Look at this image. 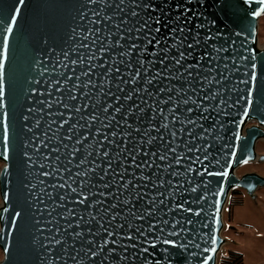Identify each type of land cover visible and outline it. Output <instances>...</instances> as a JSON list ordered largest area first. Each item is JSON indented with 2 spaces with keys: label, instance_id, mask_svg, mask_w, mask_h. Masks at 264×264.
<instances>
[{
  "label": "water",
  "instance_id": "obj_1",
  "mask_svg": "<svg viewBox=\"0 0 264 264\" xmlns=\"http://www.w3.org/2000/svg\"><path fill=\"white\" fill-rule=\"evenodd\" d=\"M115 2L118 3L119 0H107L108 4ZM151 2L153 8L157 9L152 14L163 17L160 25L161 32L157 35L168 36L170 44L173 41L170 38L169 29L174 25L169 24L168 28L163 27L162 25L167 21L180 18L181 26L185 27L189 37L199 33L201 44L192 50L187 63H199L202 75L208 77L207 80L196 78L198 83L193 84L196 88L195 93L187 89V84L195 76L185 81L172 80L169 84L165 74L159 82H153L150 87L157 91L160 87H173L171 93L163 92L154 97L157 103L167 99L169 95L173 97V100H180L183 96L184 99L191 97L192 100L203 101L201 109H195L191 102L188 105L181 103L178 109H175L172 102L160 104V107L164 109L163 115L167 116L169 123V129L162 128L160 134L167 141L170 139L168 131L175 124L176 143L180 144L177 151L184 152L183 141L189 140L187 132L193 126L184 125L185 131L181 140L180 124L168 115V109L174 108L179 113L180 119L187 116L198 118L204 106H209L210 115L203 113L206 119H197V123L203 124L208 132L204 133L203 140L192 141V144L200 146L201 151L186 153V158L182 159L180 164H174L172 169L165 167L172 158L171 154H169V160L156 159L155 163L161 165L159 176L165 181V184L159 188L164 195L156 196L157 189L151 187V181L146 182L148 189L145 191L156 196L157 201L163 199L165 202L156 212L154 223L157 231L152 232L148 229L147 220H136L135 223L142 225L147 232L144 237H140L135 233V229H131L130 234L133 238L123 240L127 250L120 246L118 238L117 245L108 244L95 258L87 257L81 251L79 259L83 261V264H101V262L103 264H205V261L207 264H218L219 254L225 243L222 235L223 213L232 191L243 188L254 198L256 190L264 187V176L259 173H246L242 176L237 174L238 168L244 164L264 161V154L260 155L257 151L258 142L264 139V43L262 45L259 43V22L264 15V11H261L264 9V3L260 0H151ZM130 4L131 0H126V10ZM92 10L98 13L97 17H93ZM112 11L113 9L105 4V0H97L96 4H89L88 0H23V3H20V0H0V20L3 21L0 23V55L3 54L5 36L8 37L7 58L4 60L3 69L7 107H0V161L3 163L0 169V249L3 252L0 264H65V261L66 264H73V261L61 251L60 245L49 241L53 235L57 238L64 236L63 231L56 232L57 227L61 229L67 227L62 215L65 209L58 205L66 204L68 208H75L77 212H81L83 207L74 205L70 198L65 201L60 200V196L64 195L67 189L54 190L51 187L54 183L67 181L69 173H60L64 177L63 180H60L59 175H44L45 172L51 171L49 165L61 168L65 166L66 150L60 146L59 153L49 155L51 148L58 145V141H51L47 148L40 143L45 132L52 136L56 128V125H52V131H49L48 123L53 119L58 120L57 117L48 116L47 113L65 111L67 115V110L59 105L45 108L39 101L54 100L61 94L64 97L68 95L69 84L76 82L75 75H79L86 66L71 65L68 60H65L62 51L74 49L82 38L80 33L83 31L84 35H88L89 28H101L103 31L96 33L97 36L104 35L108 30L114 32V25L110 21H104L102 24L90 23L95 19L102 20L106 13L111 15ZM114 19L118 21L119 17ZM104 24L108 27L105 28ZM8 27H12L11 33H6L5 30ZM73 29L76 30L75 35ZM189 29L190 32H188ZM91 39L92 37L89 36V41L86 43H89ZM114 39L115 36L105 37L104 42ZM188 42L191 40L189 39ZM214 49H222V51L217 52ZM154 50L152 45L148 47L149 53ZM116 51H122V49L106 52L93 63L100 64L110 62V58H118ZM205 52L211 53V56L216 58L211 65L197 59ZM79 53L84 54L86 50L79 49ZM77 54L76 51H70L69 58L75 59ZM171 54L177 53L173 51ZM97 55L99 56V53ZM132 55L136 56L138 53L133 52ZM144 59L149 60L153 57L146 54ZM61 62L68 64V68L61 67ZM171 63V61H165V66ZM252 63L257 65L255 70L251 68ZM54 64L57 66L56 71L52 68ZM162 67L157 62L149 69L148 74L151 75ZM210 67L214 71H207ZM44 68L48 71L44 72ZM73 68H75V75L71 71ZM121 71H124L123 67ZM253 71L257 75L255 82L250 79ZM60 72L64 75L60 76ZM93 72L102 73V70L94 68ZM171 72L176 75L175 67L171 68ZM185 76H187L186 73ZM57 79L60 80V84L53 86L52 81ZM66 79L69 80L68 84L64 83ZM86 79L87 77L80 76V82ZM92 79L96 84L94 89L92 85H89L87 89L80 88L75 93L81 101L85 99L81 96V92H89L92 97L89 108L84 110L86 115L92 111L91 103L100 101V104H103L105 101L104 95L100 92L102 75L93 76ZM103 87L107 89L108 85L104 84ZM180 87H184L186 92L178 95L177 89ZM57 88L62 90L61 93L56 91ZM32 89L36 90L32 91ZM49 90L52 93L50 97ZM250 92L251 96H249ZM205 95L209 96L208 100H203ZM213 96L215 99H212ZM145 99L148 98L145 97ZM107 100L110 103L112 98L109 97ZM221 100L225 103H220ZM121 103L124 102L121 101ZM148 103H152V100H148ZM100 104H97V107H100ZM186 107H192L194 112L184 111ZM41 108L44 109L43 112L40 111ZM4 111L8 113L6 122L9 138L7 141L4 140ZM152 112L153 109H147V115L150 116ZM116 116L120 119L119 114ZM77 119L78 117L74 115L72 123H75ZM37 122H39L38 127ZM160 122L159 117L154 121L157 127ZM80 123L83 124L84 121ZM105 123L108 121L105 120ZM129 123L134 122L129 119ZM135 126L137 125L134 124ZM67 127L68 125H65L64 129ZM95 127L99 125L96 124ZM95 127L91 130V134L88 129H80V136L84 139L80 145H76L82 152L84 150L92 152V155L88 157L89 160L97 156L94 141L99 139L107 148V143L102 139V133H96ZM142 127L147 128L148 125L145 123ZM64 129L60 132L61 138L68 134ZM112 130H118L115 124L111 129H107V131ZM195 132L201 133L202 129L196 128ZM151 135H158L155 129L151 131ZM80 136H74L73 139H78ZM118 139L122 140V137ZM144 139L147 140V137ZM65 143H69L70 150L72 144L68 141ZM5 145L7 152H5ZM89 145L92 147L89 148ZM131 147L130 143L129 148ZM144 147L149 152L156 151L159 147V139L152 145ZM205 153L208 155L207 160L204 159ZM57 155L60 156V161L55 160ZM195 156L200 157L199 162L195 160ZM139 160L138 156L137 161ZM78 162L79 155L73 157L72 165H67L72 169V174L80 170L74 167V164ZM100 162L97 160L98 164ZM128 163L130 164V161ZM188 164L193 167V171L185 174V165ZM89 166L81 165V169ZM176 169H179V175L169 174ZM144 171L146 175H151L156 171L155 164L151 169ZM223 172H227L228 175L208 174ZM131 173L132 168L129 167V176L126 179L130 178ZM135 174L139 176L140 170L137 169ZM156 178L153 177L154 180ZM168 181L172 182L171 185L167 183ZM72 187H76V184H72ZM193 188L196 189L195 192L191 191ZM109 190L112 191L114 188ZM50 195L52 199L49 198ZM120 198L123 199V195ZM181 198L185 202V207H192L194 211L183 212L182 216L176 211L168 213L167 207H172L173 201L180 203ZM109 202H112L111 198ZM50 212L51 215H49ZM121 215L126 216L127 212L122 211ZM75 219L76 217L71 218L72 221ZM188 219L192 220L191 224L186 223ZM163 220H168V225L160 223ZM176 220L180 223L175 226L177 234L172 235ZM119 222L118 218L114 223ZM159 229H163V232ZM64 238L68 244H71L69 237L64 236ZM96 239L99 241L100 237ZM165 240H171L174 243H164ZM75 247L82 246L77 242ZM113 247L115 251H109ZM58 257H65V259Z\"/></svg>",
  "mask_w": 264,
  "mask_h": 264
},
{
  "label": "snow or ice",
  "instance_id": "obj_2",
  "mask_svg": "<svg viewBox=\"0 0 264 264\" xmlns=\"http://www.w3.org/2000/svg\"><path fill=\"white\" fill-rule=\"evenodd\" d=\"M264 3V0H260ZM23 3V0H20ZM89 4H96L97 0H88ZM107 7L112 8V14H105L103 19H95L90 21L92 24H102L104 21H110L114 25L115 31L108 30L104 35L97 36L96 33L102 32L103 30L99 27L89 28L87 30L88 35H84L83 31L80 33L81 39L74 49L70 51H76L78 54L75 59H70V51H62L65 60H68L71 65H85V69L81 71L79 75H75V68L71 69L75 75V83L69 84L67 88L68 95L64 97L62 94L57 96L54 100H41L39 103L43 104L45 108H52L53 105H59L62 109L67 110V115L65 111L48 112V116H55L57 119L51 120L47 127L49 131H52V125H56L53 135L49 136L45 132L43 139L40 141L45 148L49 146L51 141H58L56 147L51 148V153H59L60 146H62L65 151V166L61 168L60 166L52 167L50 172H45L46 176H58L60 180L64 177L60 175L62 172L69 173L68 180L64 183H54L51 187L55 190L56 188L67 189L64 195L60 196L61 201L71 199L74 205H80L83 207L81 212H77L75 208H68L66 204L58 205L60 208L65 209L64 216L67 227L61 229L56 228V232L60 233L63 231L64 236L71 239V244H68L64 236L57 238L56 235L52 236L50 243L61 246V251H63L66 256L73 261V264H83V261L79 259L81 251L84 255L90 258L97 257L98 253L103 252L108 244L117 245V239H120V246L127 250V245L123 244V240H131L133 237L130 234L131 229H135V233L140 237H144L147 232L143 229L142 225H137L136 220H147L148 229L152 232L157 231V226L154 223L156 220V212L165 202L163 199L157 201L156 196H163L164 193L159 191V188L165 184V181L160 178L159 170L161 165L156 164V159L160 161L169 160V154H171V160L165 166L166 169H172L174 164H180L182 159L186 158V153L200 152L201 148L199 145L192 144L193 140H203L204 133L208 132L207 128H204L203 124L197 123V119L204 120L206 116L203 113H209V106H204L202 113L198 118H193L192 116L184 117L180 119L179 113L174 110V108L168 109V115L172 116L173 121H178L180 124L179 132L181 133V140H183V134L185 131L184 125H192L193 127L188 130L187 135L189 137L188 141H183L184 152H178L177 149L180 144L176 143L177 131L175 130V124H173L172 129L168 131V136L170 139L165 141L163 135L160 134L161 129L168 130L169 123L167 121V116H164V109L160 107V104H167L172 102L175 109L180 107V104L188 105L191 102L195 106V109H201L202 100H192L191 97L184 99L181 96L180 100H173V97L169 95L167 99L159 101L154 98L158 96L159 93L173 91V87H160L158 91L152 89L150 86L153 82H159L161 78L167 74V79L169 84L172 80L179 79L181 81L187 80V78H193L191 82L187 84V89H190L193 93L196 92V88L193 87L194 83H198L196 78L207 80L208 77L202 75L199 70L201 65L199 63H187L188 58L191 56L192 50L195 46L201 44L199 38V33L194 35L186 34L185 27L181 26L182 21L180 18L167 21L162 26L165 28L169 27V24L174 25L169 29L171 33V44L169 43L168 36H158L157 34L161 32L160 25L162 24V16L153 15L154 10L151 0H131V4L128 6V10L125 9L126 0H119L114 4H108L105 0ZM264 11V9H261ZM93 17H97L98 13L92 10ZM257 15V13H254ZM114 17H119L117 21ZM0 23H3L0 20ZM107 28L108 25L104 24ZM6 33H11L13 31L12 27H8ZM191 30L189 29L188 32ZM75 35L76 30L73 29ZM89 36L92 37L89 43ZM114 40H108L105 43V37H113ZM189 39L191 42H188ZM123 41V43H122ZM152 45L155 50L148 52V47ZM8 49V37L5 36L3 54L0 55V107L6 108V84L4 80L3 69L5 67L4 60L7 58ZM79 49H85L86 53H79ZM114 49H122V51H116V57L110 58V62L105 63H93V61L98 60L106 52L110 53ZM175 51L176 55L171 53ZM214 51H222V49H214ZM133 52H137L138 55L133 56ZM91 53V54H87ZM99 53V56L97 55ZM159 53V55H158ZM153 57V59L145 60V55ZM126 58V59H125ZM199 61H205L208 65H211L215 57L211 56V53L205 52L197 58ZM135 61V63H133ZM165 61H171L172 63L165 66ZM159 63L163 67L156 71L155 73L149 75V69H151L155 63ZM63 68H68V64L60 63ZM123 67L124 71H121ZM175 67L176 75H173L171 68ZM53 71L57 70V66L54 64L52 66ZM94 68H99L102 73L93 72ZM251 68L255 70L257 65L255 63L251 64ZM183 69V71H181ZM44 72L48 71L47 68L43 69ZM207 71H214L211 67ZM185 73L187 76H185ZM60 76L64 73L60 72ZM85 76L87 79L84 82H80V76ZM102 75L100 92L104 95L105 101L100 104V101L91 103L92 111L85 114L84 110L89 108V104L92 101V97L89 92H81V96L85 99L83 101L79 100L75 94L80 90V88L87 89L89 85H92L94 89L96 84L93 82L92 77ZM71 79V77H69ZM251 81L255 82L257 80V75L255 71L252 72ZM39 83V81H36ZM65 84L69 83V80L64 81ZM243 83H248V81H243ZM60 84V80H53L52 85ZM104 84L108 87L105 89ZM115 89V91H113ZM36 89H32L35 91ZM56 91L61 93V89L57 88ZM186 92L184 87L177 89V94ZM43 95V93H41ZM49 97L52 95L51 91L48 92ZM252 93H249L251 96ZM111 97L112 101L109 103L107 98ZM145 97L148 99L146 100ZM209 96L205 95L203 100H208ZM215 99V96L212 97ZM148 100H152V103H148ZM67 101V102H65ZM123 101L124 103H121ZM75 102V103H73ZM220 103H225L221 100ZM246 103L248 100L246 98ZM100 104V107H97ZM143 105V106H142ZM153 109L151 115H147V109ZM43 108L40 109L43 112ZM31 111V109L29 110ZM184 111L188 113H193L194 109L192 107H186ZM101 113L103 115H101ZM140 113V115H137ZM116 114L120 115V119H117ZM77 116L78 119L75 123H72V117ZM7 111L3 112V117L5 123L3 125L4 129V140L7 141L9 138V129L7 125ZM158 117L161 119L159 127H157L156 121ZM27 119V117H24ZM131 119L134 123H129ZM105 120L108 123H105ZM80 121H84L83 124ZM147 124L148 127H142V125ZM96 124L99 127H95ZM115 124V128L118 130L107 131L111 129ZM134 124L137 126L134 127ZM68 125L66 129L64 126ZM123 125V127H122ZM39 122H37V127ZM95 127L96 133H102V139L107 143V148L104 143H101L99 139L94 141L96 147L95 151L97 156L95 159L89 160L88 157L92 155L91 151L84 150L82 152L81 148L76 147L80 145L84 139L80 136V129H88L89 134L91 130ZM202 129L201 133H196L195 129ZM64 129L67 135L63 138L60 136L61 130ZM155 129L157 136H152L151 131ZM74 136H80L78 139H73ZM111 137V138H110ZM118 137H122L118 139ZM139 139L137 140V138ZM147 137V140L144 138ZM131 138V139H130ZM159 139V147L156 151L149 152L144 146L152 145L154 141ZM47 141V143H46ZM72 147L69 150V143ZM132 147L129 148V144ZM191 145V146H190ZM89 148L92 146L89 145ZM101 149H104L101 151ZM113 149H115L113 151ZM5 152H7V146L5 145ZM27 155V153H25ZM79 155V162L74 164V167L80 169L72 174V169L67 165L73 164V157ZM140 157L139 162L137 157ZM197 162L200 161L199 156L194 157ZM204 159H208V155L205 153ZM56 161H60V156H55ZM100 160V164L97 163ZM130 161V164L128 163ZM106 162V163H105ZM153 164H155L156 171L151 175L145 174V169H151ZM81 165H90L81 169ZM129 167L132 168V173L129 176ZM140 170V175L136 176V170ZM193 167L188 164L185 165V174L192 172ZM205 171H207L205 169ZM170 175L176 176L180 174L179 169L169 173ZM209 175H228L227 172L223 173H208ZM157 177L155 180L153 177ZM111 179H107V178ZM70 181V182H69ZM124 181V183H121ZM135 181V183H134ZM147 181H151V187L157 189L156 196L151 195L148 189ZM171 185V181L167 182ZM72 184H76V187H72ZM110 191L109 189H113ZM191 191L195 192L196 189L193 188ZM123 195V199L120 197ZM92 197V199H89ZM52 199L51 195L49 196ZM111 198L112 202H109ZM195 203V201H193ZM183 211H180V210ZM126 211L127 215L122 216L121 212ZM178 212L181 216L183 212H193L192 207H185V202L181 198L180 203H175L173 201L172 207H167V212ZM86 213V216H85ZM199 213H197L198 215ZM19 215V213H17ZM51 215V212L49 213ZM72 217H76L74 221L71 220ZM119 218V223H114ZM150 218V219H149ZM164 225H168V220L160 221ZM180 221L176 220L173 226L172 235H176L175 226L179 225ZM186 223L191 224L192 220H186ZM71 229V232H69ZM163 232V229H159ZM123 236L121 237V233ZM106 234V235H105ZM96 237H100L97 241ZM81 244V248H76V243ZM164 243H174L171 240H165ZM43 246V245H42ZM183 247V245H181ZM214 251V249H212ZM109 251L114 252L115 248L109 249ZM72 253H75L74 255ZM59 259H65V257H58ZM66 264V261H65ZM103 264V262H101ZM207 264V261H205Z\"/></svg>",
  "mask_w": 264,
  "mask_h": 264
},
{
  "label": "rangeland",
  "instance_id": "obj_3",
  "mask_svg": "<svg viewBox=\"0 0 264 264\" xmlns=\"http://www.w3.org/2000/svg\"><path fill=\"white\" fill-rule=\"evenodd\" d=\"M259 43H264V15L259 22ZM257 151L264 154V139L258 142ZM2 165L0 161V169ZM252 172L264 176V161L250 162L237 170L239 176ZM237 190L224 209L222 235L225 243L219 256L235 250L243 254V264H264V187L256 190L254 198L243 188ZM231 203L233 205L229 208ZM2 257L0 249V260Z\"/></svg>",
  "mask_w": 264,
  "mask_h": 264
},
{
  "label": "trees",
  "instance_id": "obj_4",
  "mask_svg": "<svg viewBox=\"0 0 264 264\" xmlns=\"http://www.w3.org/2000/svg\"><path fill=\"white\" fill-rule=\"evenodd\" d=\"M238 192L237 189H234L230 195V198L234 197V194ZM232 203L229 205V208L232 207ZM218 264H243V254L239 251L230 250L226 253H223L219 256Z\"/></svg>",
  "mask_w": 264,
  "mask_h": 264
}]
</instances>
